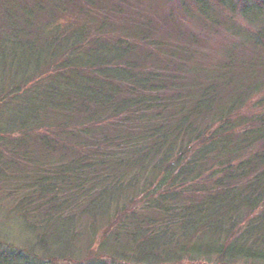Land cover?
Segmentation results:
<instances>
[{
	"label": "trees",
	"instance_id": "1",
	"mask_svg": "<svg viewBox=\"0 0 264 264\" xmlns=\"http://www.w3.org/2000/svg\"><path fill=\"white\" fill-rule=\"evenodd\" d=\"M11 212L0 264H264V0H0Z\"/></svg>",
	"mask_w": 264,
	"mask_h": 264
},
{
	"label": "rangeland",
	"instance_id": "2",
	"mask_svg": "<svg viewBox=\"0 0 264 264\" xmlns=\"http://www.w3.org/2000/svg\"><path fill=\"white\" fill-rule=\"evenodd\" d=\"M12 214V212H11ZM8 214V220L2 216L0 225V236L19 246L33 245V232L31 228L23 226V220L16 217V213ZM3 224V225H2Z\"/></svg>",
	"mask_w": 264,
	"mask_h": 264
}]
</instances>
